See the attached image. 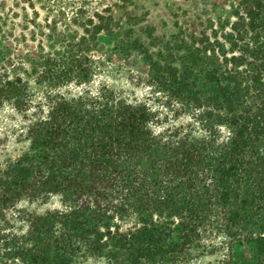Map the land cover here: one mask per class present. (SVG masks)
I'll list each match as a JSON object with an SVG mask.
<instances>
[{"label": "trees", "instance_id": "trees-1", "mask_svg": "<svg viewBox=\"0 0 264 264\" xmlns=\"http://www.w3.org/2000/svg\"><path fill=\"white\" fill-rule=\"evenodd\" d=\"M203 13L208 26L181 29L166 56L125 45L98 14L76 36L47 25L26 56L0 48V111L21 115L28 142L0 169V264H188L209 247L217 264H264V0H216ZM101 34L115 53L135 52L155 101L187 123L105 85L63 92L111 62L94 59ZM54 196L60 209L8 218Z\"/></svg>", "mask_w": 264, "mask_h": 264}, {"label": "rangeland", "instance_id": "rangeland-1", "mask_svg": "<svg viewBox=\"0 0 264 264\" xmlns=\"http://www.w3.org/2000/svg\"><path fill=\"white\" fill-rule=\"evenodd\" d=\"M216 0H0V23H2V38L0 48L10 54L19 53L26 56L27 50L35 47L42 38L40 31L47 32L46 26L57 24L69 36L82 33L84 20L93 19L99 22L97 14L110 18L113 33L125 45L129 41L139 40L155 55H167L174 48V42L180 31L191 29L201 31L208 26L204 7ZM203 13V14H202ZM197 26V27H196ZM44 38V37H43ZM99 46L93 50L94 59L98 60L101 51L112 54L111 62L106 63L93 81L83 87L71 85L63 92L75 94L83 89L97 90L107 86L130 100L149 102L164 116L167 124H185L187 117L175 118L173 113L164 107L155 96L151 87L145 85L134 69L138 61L135 52L113 50L114 43L107 34L99 37ZM114 53V54H113ZM27 70V67L24 68ZM20 71L28 78L26 71ZM30 84L35 87L30 78ZM23 119L10 105H5L0 111V169L9 160L18 158L28 147V142L22 136ZM59 197L54 196L47 201L20 202L9 212L8 218L15 222L19 211L43 215L48 211L60 209ZM20 231L25 230V224L16 223ZM212 238L204 241L207 247L212 244ZM237 257L249 256L246 248L237 247ZM221 257L220 250L212 247L194 252L193 259L188 264H217ZM83 264H104L101 260L88 259Z\"/></svg>", "mask_w": 264, "mask_h": 264}]
</instances>
